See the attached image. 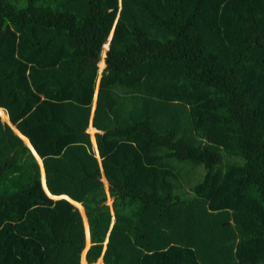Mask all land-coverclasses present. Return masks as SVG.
<instances>
[{
    "label": "trees",
    "instance_id": "1",
    "mask_svg": "<svg viewBox=\"0 0 264 264\" xmlns=\"http://www.w3.org/2000/svg\"><path fill=\"white\" fill-rule=\"evenodd\" d=\"M0 107V264H264V0H0Z\"/></svg>",
    "mask_w": 264,
    "mask_h": 264
},
{
    "label": "crops",
    "instance_id": "2",
    "mask_svg": "<svg viewBox=\"0 0 264 264\" xmlns=\"http://www.w3.org/2000/svg\"><path fill=\"white\" fill-rule=\"evenodd\" d=\"M105 57L106 56H103L102 59L104 60L103 63L101 61V64H100V68H99V72H98V77L99 75H101L100 77V81H99V78L97 77V80H96V88H95V93H94V97H93V106H92V110L94 111L95 107H96V102H97V98H98V92H99V86H100V82H101V78H102V75H103V71H104V65H105ZM1 108V107H0ZM4 109V108H3ZM5 110V109H4ZM8 118L5 119L2 115V120L3 122L5 123H8L12 128L13 130L23 138V140L26 142V144L32 149L33 153L35 154V156L37 157L40 165H41V168H42V182H43V185L45 187L46 185V176H45V170H44V166H43V161H42V158L38 155V153L36 152V150L34 149L32 143L30 142L29 138L25 135H23L20 130L17 128L16 125H14L11 121H10V118H9V115L7 113V111L5 110ZM88 133L91 134V138H92V141L96 147V150H97V144H96V136H95V132L97 131L96 128L93 126L92 124V120L90 121V124H89V127L88 129L86 130ZM26 139H28V141L30 142V144H28V142L26 141ZM103 180L105 181V188H106V192H107V196L108 198H111V194H110V187H109V183L107 181V178L105 176H103ZM46 188H47V185H46ZM49 191V190H48ZM50 193V191L48 192ZM51 194V193H50ZM52 196V194H51ZM54 196V195H53ZM55 198H58L59 196H54ZM83 206V205H82ZM112 212H113V215H114V208L112 207ZM83 215L84 217L86 218L85 216V213H84V207H83ZM86 226L88 227V223H86ZM89 230V229H88ZM102 263V262H101Z\"/></svg>",
    "mask_w": 264,
    "mask_h": 264
},
{
    "label": "rangeland",
    "instance_id": "3",
    "mask_svg": "<svg viewBox=\"0 0 264 264\" xmlns=\"http://www.w3.org/2000/svg\"><path fill=\"white\" fill-rule=\"evenodd\" d=\"M103 56H105V55H103ZM103 59H102V63H103ZM100 77H101V75H99V81H100ZM2 118V117H1ZM98 131V130H97ZM96 131V132H97ZM95 132V133H96ZM223 155H224V162H227V161H229V160H234L235 161V159H237V161H240V159L238 158V157H236V156H233V155H230V154H228V153H226V152H223ZM186 164V166H187V171H188V173H190L191 174V176H193L194 177V183L195 184H197V183H199V182H201L202 181V179H203V177H204V175H205V172H206V170H205V168H204V166H202V165H194V164H192V163H185ZM107 201H109V203H110V205L113 207V196L111 197V198H108L107 197ZM115 211V210H114ZM84 216V215H83ZM85 219V218H84ZM87 219V218H86ZM88 238V237H87ZM88 245H90V241H88ZM85 254V256H86V253L85 252H83V255ZM84 261H85V259L83 258V263L82 264H84ZM89 264V263H88ZM95 264H97V261L95 262ZM103 264H105V261H103Z\"/></svg>",
    "mask_w": 264,
    "mask_h": 264
},
{
    "label": "water",
    "instance_id": "4",
    "mask_svg": "<svg viewBox=\"0 0 264 264\" xmlns=\"http://www.w3.org/2000/svg\"><path fill=\"white\" fill-rule=\"evenodd\" d=\"M102 55V54H101ZM107 57V56H106ZM106 57H105V60H106ZM99 63V62H98ZM106 66H107V61H106ZM107 203H109V201H107ZM77 206V205H76ZM78 207V206H77ZM79 208V207H78ZM80 209V208H79ZM81 211V210H80ZM84 213H85V210H84ZM85 216H86V214H85ZM86 218H87V216H86ZM87 222H88V219H87ZM87 237H88V235H87ZM89 241H90V232H89ZM90 245H91V241H90ZM90 247V246H89ZM86 253H87V251H86ZM86 257V256H85ZM86 261H87V259H86Z\"/></svg>",
    "mask_w": 264,
    "mask_h": 264
},
{
    "label": "clouds",
    "instance_id": "5",
    "mask_svg": "<svg viewBox=\"0 0 264 264\" xmlns=\"http://www.w3.org/2000/svg\"><path fill=\"white\" fill-rule=\"evenodd\" d=\"M112 39V35H111V37H110V40ZM108 204H110V203H108ZM83 214V213H82ZM87 232V231H86ZM88 262V261H87Z\"/></svg>",
    "mask_w": 264,
    "mask_h": 264
},
{
    "label": "bare ground",
    "instance_id": "6",
    "mask_svg": "<svg viewBox=\"0 0 264 264\" xmlns=\"http://www.w3.org/2000/svg\"><path fill=\"white\" fill-rule=\"evenodd\" d=\"M107 55V50H106V53H105V56ZM88 232H89V230H88ZM103 264V263H102Z\"/></svg>",
    "mask_w": 264,
    "mask_h": 264
}]
</instances>
